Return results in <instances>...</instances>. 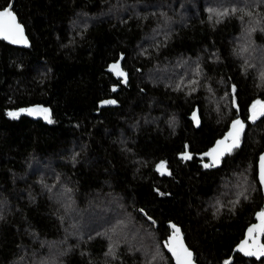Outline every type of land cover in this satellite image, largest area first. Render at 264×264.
Listing matches in <instances>:
<instances>
[{
  "label": "trees",
  "instance_id": "obj_1",
  "mask_svg": "<svg viewBox=\"0 0 264 264\" xmlns=\"http://www.w3.org/2000/svg\"><path fill=\"white\" fill-rule=\"evenodd\" d=\"M11 8L29 43L0 38V264H175L170 220L199 264H264L232 254L263 203L264 117H249L264 102V0ZM118 60L127 83L109 71ZM105 98L116 103L99 106ZM34 105L54 122L8 115ZM235 119L246 125L241 147L204 168L198 153ZM161 162L171 175L156 171Z\"/></svg>",
  "mask_w": 264,
  "mask_h": 264
},
{
  "label": "snow or ice",
  "instance_id": "obj_2",
  "mask_svg": "<svg viewBox=\"0 0 264 264\" xmlns=\"http://www.w3.org/2000/svg\"><path fill=\"white\" fill-rule=\"evenodd\" d=\"M211 11V9H210ZM233 12L236 9H232ZM220 16L228 15L227 12L218 13ZM251 15V13H248ZM264 30V29H262ZM250 31H255V28L250 29ZM0 38L4 40H9L13 44L23 43L27 45V39L24 36V29L23 27L17 22V16L14 13V10L9 7L7 10H0ZM123 59V57H121ZM109 71L116 73L118 77L123 78V82L127 83L128 74L121 69L119 63H113ZM197 74H199V69H197ZM262 77H264V73H262ZM196 80H192L191 84H196ZM115 91V89H113ZM194 90V89H193ZM236 86H232V94H233V102L234 106L239 111V105L235 104V96H236ZM104 104H115V100H108L104 101ZM23 112H26L28 115L34 114H42L44 119L48 121V123H53L51 111L47 108H31V109H24ZM8 115L12 118H17L20 113L17 112H10ZM260 117H264V102L256 101L251 106V115L250 120L252 123H255L257 119ZM193 121L196 123L197 126L200 124L199 116L194 113L192 116ZM246 125L244 121L241 119H235L232 121L229 131L226 135L218 140L215 146L208 152L204 153L201 156V160L204 159L206 156L208 158V163H204V168H214L219 167L223 158L226 155H231L234 150L239 149L244 140ZM187 148V146H186ZM180 158L182 160H191L193 158L192 154L188 151H185L181 154ZM156 171L159 172L161 175H171L172 173L168 170L167 164L165 162H161L157 165ZM259 183L261 185V189L264 190V155H261L259 158ZM164 195V193H160ZM240 197L247 199V196L244 191L240 192L237 199L233 202V205L240 203ZM221 207H223L221 205ZM220 209L218 208L217 211ZM2 219V217H0ZM258 219L260 220V224L248 229V240H245L243 244L240 245L239 251L243 252L247 256H256L264 257V243H260L258 237L264 236V211L260 212L258 215ZM151 220V217H149ZM153 223H155L153 221ZM172 228V235L169 241L167 242V248L175 257L176 264H195L193 259V253L189 250L188 247L184 244V239L181 234V229L175 225H171ZM249 240L252 241L249 244ZM107 255H111L115 258V253L113 251V247H109Z\"/></svg>",
  "mask_w": 264,
  "mask_h": 264
},
{
  "label": "water",
  "instance_id": "obj_3",
  "mask_svg": "<svg viewBox=\"0 0 264 264\" xmlns=\"http://www.w3.org/2000/svg\"><path fill=\"white\" fill-rule=\"evenodd\" d=\"M11 6H12V0H10V1L8 2V4H6L4 7L0 8V10H7V9H8L9 7H11ZM14 13H15V12H14ZM15 14H16V13H15ZM16 16H17V15H16ZM17 22H18V23L23 27V29H24V36H25L26 39H27V45H28V43H29L28 36H27V34H26V31H25L24 25L18 20V17H17ZM1 39H2V38H1ZM3 40H4V39H3ZM5 41H6L7 43L12 44V45H15V46H20V47H26V46H27V45H25V44H23V43L13 44V43H11L9 40H5ZM113 63H119L120 66H121V69L123 70L122 65H121V60L114 61V62L110 63V64H109V68H110V66H111ZM123 71H124V70H123ZM110 72H112V71H110ZM112 73H113L116 77H118V76L116 75V73H114V72H112ZM119 78H122V77H119ZM122 79H123V78H122ZM104 101H108V99L105 98V99L100 100V101H99V106L103 107V106L111 105V104H104V103H103ZM22 110H24V109H21V110L17 111V113H20V112H22V113H26V112H23ZM194 113H196V114L199 116L198 110L195 109V110H193V112L190 114V118H191V119H192V116H193ZM26 114H27V113H26ZM250 115H251V113H250ZM199 119H200V116H199ZM192 120H193V119H192ZM249 120H250V117H249ZM193 122H194V121H193ZM194 123H195V122H194ZM195 124H196V123H195ZM230 126H231V124H230ZM230 126H229V128L227 129V131L223 134V136H221L220 138L216 139L215 142H214V143H213L208 149H206V150H204V151L198 153V157H201V156H203L204 153L210 151V150L215 146L216 142H217L218 140L222 139V138L226 135V133H227V132L229 131V129H230ZM261 155H264V149L259 153V155H258V160H257V175H258V180H259V158H260ZM204 159H205V160H203V163H208V162H209V161H208V158H207L206 156L204 157ZM260 186H261V185H260ZM261 190H262V189H261ZM262 196H263L262 207H261L260 209H258V210L255 212L254 220L246 226V228H245V230H244L243 237H242V238H241V239H240V240L234 245V247H233V249H232V254H235V253L238 252V253H240V254L246 256V257H253V258L257 259V260H260L261 258H263V257H259V258H257L256 256H247V255H245L243 252H240V251L238 250L239 247H240V245L243 244L245 240H248V229L251 228V227H254V226L260 224V220L258 219V215H259L260 212L264 211V190H262ZM167 224H168V226H169V228H170V233H169V235L167 236V238H166L164 244H165V248H166V250H167V251L170 253V255L172 256L174 263L176 264L175 257L172 255V253L168 250V248H167V246H166V245H167V242L169 241V239L171 238V235H172V228H171V225H172V224L177 225V226L181 229V234H182V236H183L185 246L188 247L190 251H192V253H193V259H194V261H195V264H199V263L197 262V260L195 259V253H194V250L188 245V243H187V241H186V239H185V236H184V233H183L182 227H181L179 224H177V223H175L174 221H171V220L168 221ZM258 240H259L260 243H264V236H260V237H258ZM251 243H252V241L249 240V244H251Z\"/></svg>",
  "mask_w": 264,
  "mask_h": 264
},
{
  "label": "rangeland",
  "instance_id": "obj_4",
  "mask_svg": "<svg viewBox=\"0 0 264 264\" xmlns=\"http://www.w3.org/2000/svg\"><path fill=\"white\" fill-rule=\"evenodd\" d=\"M40 107H41V106L34 105V106H30V107H28V108H26V109L40 108ZM250 111H251V109H250ZM35 115H41V114H34L33 116H35ZM94 223H97V222L94 221ZM87 224H91V225L88 226L89 228H93V227H94L92 223H87ZM113 225H115V224H113ZM91 226H92V227H91ZM86 230H87V229H86Z\"/></svg>",
  "mask_w": 264,
  "mask_h": 264
}]
</instances>
